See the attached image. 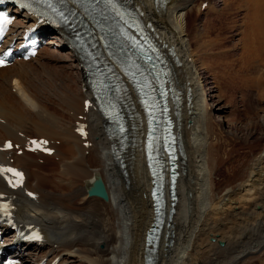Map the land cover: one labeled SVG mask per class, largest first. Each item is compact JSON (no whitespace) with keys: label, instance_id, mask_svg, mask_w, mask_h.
<instances>
[{"label":"bare ground","instance_id":"bare-ground-1","mask_svg":"<svg viewBox=\"0 0 264 264\" xmlns=\"http://www.w3.org/2000/svg\"><path fill=\"white\" fill-rule=\"evenodd\" d=\"M204 1L132 0L152 34L175 56L167 84L172 89L180 143L178 197L171 212L168 185L167 215L156 248L146 243L156 212L151 193L153 175L144 147L147 127L134 86L121 97L129 122L124 138L127 143L121 146L118 132H112L107 118L93 108L84 107L85 98L93 91L85 61L71 45V30H65L64 35L41 25L47 40L35 56L16 58L0 67V143L6 137L22 143L27 133L46 135L55 142L51 154L38 152L36 156L26 150L13 154L15 162L26 169L27 187L39 192L36 198L27 197L21 188L6 189L0 178V191L14 192L21 200L17 218L35 221L46 232L43 245L22 242L5 248L19 254L21 264H35L46 253L51 256L45 264L57 254H60L58 264H146L150 254L154 255L152 264H254L257 256L264 257V114L254 119L262 127L253 145L258 150L246 166L235 167L234 158L228 161L235 169L234 177L230 178L233 184L226 183L224 178L218 180L219 168L232 154V146L224 149L223 144L231 143L232 137L239 138L240 133L229 125L225 127L229 103L217 94L216 87L209 85L206 73L211 68L206 57L215 58L212 63L227 76V86L219 87L220 91L224 92L225 87H250L264 100V57H260L258 66L253 60L249 63L242 60L244 53H249L244 34L239 38L243 43L245 40L243 51L238 56L234 54L236 57L226 58L224 54L221 58L220 52H227L219 45V37L223 36L217 32L221 30H215L219 37L213 36L216 23L205 18L198 20L200 14L210 10L229 13L233 4L247 1L253 6L247 9L249 13L240 26L262 25L252 23L259 19L257 16L264 18V0H219L223 7H215L213 0H208L203 8ZM13 10L17 13L14 32L7 36L6 42L22 26L37 19L33 12L17 6ZM261 29L264 36V27ZM262 40L259 47L263 53ZM52 61L69 62L66 65L72 72L57 67L48 70ZM7 71H11L8 76L16 81L1 78ZM118 72L126 74L121 65ZM59 86L64 91L58 105L66 114L47 106V102L52 103L47 96L53 94V87ZM71 87L80 89L71 92ZM80 114L89 121L92 143L88 146L75 131ZM0 156L5 158L4 151H0ZM53 156L58 160H53ZM97 175L106 184L107 199L88 193L87 187ZM141 202L149 214L145 224ZM9 243L11 239L6 242Z\"/></svg>","mask_w":264,"mask_h":264},{"label":"rangeland","instance_id":"rangeland-1","mask_svg":"<svg viewBox=\"0 0 264 264\" xmlns=\"http://www.w3.org/2000/svg\"><path fill=\"white\" fill-rule=\"evenodd\" d=\"M213 3L215 5V7H223V6H225L223 4V2L221 3V1H219V0H217V1L213 0ZM252 6H253V3L250 4V2L246 1V3H242V4H239V5L237 3L233 4V7L231 6V9L228 10L229 13H225V12L224 13L223 12L218 13V12H215L216 10L214 9V10H210V12L208 11L204 15L203 14L199 15V19L198 20H200V21L205 18L204 20L210 19V20H212V21H214L216 23L215 26H217V27H214L216 29L212 28L214 30V31L212 30L213 34H214L213 36L217 35L219 37V35L222 34L223 37H221V36L219 37V39L222 41V42L220 41L219 45L220 46L223 45V48H226L225 51H227L228 53L225 52V51H224L225 53H223L221 51L220 52L221 58L224 57V54L226 55L225 56L226 58H227V55H228V57L229 56L230 57L231 56H235V55L238 56L240 54V52L243 51L242 49H244V44H245V40L246 39H247L246 42L248 44L247 45V49L249 50V53H248V51L246 53L243 52L244 56H243L242 60L245 61L246 63H249L250 61L253 60L254 64H256L258 66L259 62L261 61L260 57H264V55H263L264 52L263 53L261 52L263 50L260 51V47L262 46L261 45L262 43L260 41L264 38V36H263V34L261 32V30H262L261 28L264 27V24H263V21H262L264 19L263 16H261V17L257 16V17H259V19H257V18L254 19V22L252 23L254 25V23L256 24L257 22H262L261 23L262 25H259V24L255 25L256 27L258 26L257 27L258 29L255 26H252V25L250 27H244V26L242 27V26H240L242 21H243V19H244V17L246 16V13H249V12H247V9L252 8ZM217 14H218V16H217ZM219 14H221V15H219ZM207 15H209V16H207ZM206 16H207V18H206ZM249 18L250 17L248 16L247 19H249ZM220 23H222V25ZM226 26H228V27H226ZM259 26H260V28H259ZM217 28H219V29H217ZM250 29H252V30H250ZM254 29L257 30V31L259 30L258 33ZM215 30H216V32L218 30H221V32L220 31L217 32V33H219V35L215 32ZM243 30L244 31L246 30L247 33H243ZM256 34H257V36H255ZM242 35H244L243 39L245 38L244 43L242 41L243 39L242 40L239 39V38H242ZM248 40H249V42H248ZM262 42H263V40H262ZM249 47L254 48V49L251 50V49H249ZM219 49H221V47ZM257 52H259V53H257ZM245 54H247V55H245ZM250 54H252V55H250ZM255 54H257V55H255ZM258 54L261 55V56H259ZM247 56H248V59L246 58ZM244 57H245V59H244ZM206 58L208 59V60L206 59V61H208V67L209 66L211 67V68L206 69L207 76H209V77H207V79L210 80L209 81V85H211V87H216L217 94L221 98L224 99V102L228 101V103H229L230 111H229V113L227 112L225 114V118L228 121L224 122V125H225L226 128L228 127L227 125H229V126L232 127V129H238V132L240 133L239 138L232 137L231 138V143H229L227 145H226V143L223 144V146H225L224 149H227V148L232 146V150H231L232 154L230 155V157H227L225 159V161H223L221 168H219L220 169L219 170V176H217L216 178L218 180L224 178L226 183H227V182L230 181V178L232 179L234 177L233 173L235 172V169L232 168L231 164H230L231 166L228 164V161L230 159L234 158L233 160L236 163L233 161V165L235 167L237 166L239 168V165L241 167L246 166L247 162L251 160V157H253L254 153L258 150V148L254 147L253 145H254V142H256L257 135H259L258 132H261V128L262 127H261V125L260 126L256 125L254 123V119H258L262 114H264V100L259 98V94H258L256 89H253V88L250 89V87H248L247 89H245L244 87L243 88H241V87L240 88H238V87L236 88V86H234L231 89H228V87L227 88L225 87V91L224 92L220 91V89H218L219 87L224 88V86H227L226 79H225V78H227V76L224 75L222 73V71L218 70L219 68L216 67V65L212 63L213 62L212 60H215V58L214 59H211L210 57H206ZM256 58H258V59H256ZM259 59H260V61H259ZM240 63H241V60H240ZM61 64H64V66L62 65L63 67H61ZM66 64H69V62H64V61L54 62V61H52L50 63V66H52V67H47V68L50 71H53V68H56V67L57 68H65V70L71 71L69 68H67ZM76 71H77V69H76ZM212 73H214L215 77H213ZM8 75H11V71H7L5 73V75L1 76V78H11L10 81L11 80L12 81H16V79H14L11 76L9 77ZM73 78L75 79V76H73ZM25 82L26 81H24V83ZM253 86H254V84L252 83L251 87H253ZM71 88H72L71 92L72 91L77 92V90L80 89V87H71ZM8 89H9V87H8ZM52 89H53V91H52L53 94L50 97L47 96V95H44V98H45V96H47L48 99H51V102L53 103L52 104V103L47 102V106L54 107L55 109L57 108L56 109L57 112L66 114V112L63 111V109H60L59 105H58V104H61V95L60 94H61V91H64V90H62V87H60V86L59 87H53ZM229 90H230V92H229ZM49 91H51V90H49ZM231 124H233V125H231ZM23 134H25L24 131H23ZM261 142H263V141H261ZM41 160H43V159H41ZM53 160L57 161L58 159H56L53 156ZM34 163H35V161H34ZM231 183L233 184L232 181H230L228 184H231ZM140 205L141 206L143 205L142 207H143L144 210H142L143 211L142 223L145 224L147 222L148 218H149L148 217L149 214H148V211H146L147 209H146L145 204H143V202H141ZM144 220H146V221H144ZM257 258H258V260H256ZM259 258L260 257L257 256L255 259H253L254 264H263L262 260L264 262V257L261 256L262 259H259Z\"/></svg>","mask_w":264,"mask_h":264},{"label":"water","instance_id":"water-1","mask_svg":"<svg viewBox=\"0 0 264 264\" xmlns=\"http://www.w3.org/2000/svg\"><path fill=\"white\" fill-rule=\"evenodd\" d=\"M88 192L90 194H99L105 198L109 197V193L106 187V184L102 178L101 175H97L96 177H94L91 181V183L88 185ZM162 202L160 204V207H162ZM161 216L164 215V212H161ZM160 220V219H159ZM156 225L161 224V221L159 222H154Z\"/></svg>","mask_w":264,"mask_h":264},{"label":"snow or ice","instance_id":"snow-or-ice-1","mask_svg":"<svg viewBox=\"0 0 264 264\" xmlns=\"http://www.w3.org/2000/svg\"><path fill=\"white\" fill-rule=\"evenodd\" d=\"M5 23H10V21L6 18V17H0V24H5ZM0 30H2V29H0ZM0 63H2V62H0ZM35 143V142H34ZM10 146V145H9ZM7 171H9V172H14V174L16 175V176H21V173H19V172H15L14 170H12V169H8Z\"/></svg>","mask_w":264,"mask_h":264}]
</instances>
